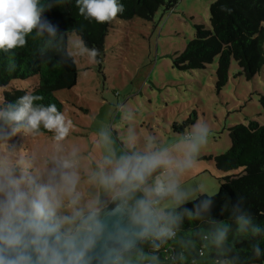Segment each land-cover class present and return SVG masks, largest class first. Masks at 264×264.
Here are the masks:
<instances>
[{
  "label": "clouds",
  "instance_id": "clouds-1",
  "mask_svg": "<svg viewBox=\"0 0 264 264\" xmlns=\"http://www.w3.org/2000/svg\"><path fill=\"white\" fill-rule=\"evenodd\" d=\"M57 3L0 0V52L14 55L31 38L38 66L77 57L96 63L98 49L81 38L68 41L44 16ZM76 3L82 16L100 24L124 11L119 0ZM42 100L28 92L0 106V264H248L264 256L257 239L264 238V224L256 222L243 196L226 199L216 215L217 193L203 182H181L208 144L206 123L192 126L180 156L151 142L143 151L117 153L102 131L105 151L87 174L91 191L85 197L78 150L62 148L73 122ZM42 129L55 142L43 163L33 168L34 158L14 159L10 138L41 135ZM243 244L251 257L237 250Z\"/></svg>",
  "mask_w": 264,
  "mask_h": 264
},
{
  "label": "rangeland",
  "instance_id": "rangeland-1",
  "mask_svg": "<svg viewBox=\"0 0 264 264\" xmlns=\"http://www.w3.org/2000/svg\"><path fill=\"white\" fill-rule=\"evenodd\" d=\"M213 1L179 0L171 10L161 7L152 20L116 18L111 21L97 62L76 58V85L55 96L64 106L62 112L73 122L62 148L64 153L78 150L85 197L91 191L87 174L96 168L105 151L100 139L102 131L109 133L117 153L143 151L151 142L154 148L166 147L180 156L184 137L197 121L204 122L211 129L208 144L194 168L181 176V182L187 186L203 182L210 192L217 193L224 176L239 173L218 171L214 157L231 147L232 126L247 125L250 120L264 125L260 103L264 68L247 80L232 61L228 81L218 90L217 58L205 69L187 71L179 70L173 61L195 37L196 25L210 28ZM76 38L80 37L75 32L67 35L68 41ZM37 80H14L0 87V101L12 88L32 91ZM8 144L15 145L14 159L34 158L33 168L55 148L52 133L30 136L21 132L12 136Z\"/></svg>",
  "mask_w": 264,
  "mask_h": 264
},
{
  "label": "trees",
  "instance_id": "trees-1",
  "mask_svg": "<svg viewBox=\"0 0 264 264\" xmlns=\"http://www.w3.org/2000/svg\"><path fill=\"white\" fill-rule=\"evenodd\" d=\"M179 0H119L124 11L117 18L130 20L139 17L152 20L155 13L164 7L173 9ZM44 16L56 25L59 32H75L89 48L99 50L98 59L104 50V41L111 28L110 23H97L86 19L79 13L76 0H59ZM196 35L184 50L174 58V65L183 71L205 69L217 58L216 86L220 90L228 81L232 61L240 69V75L247 80L253 79L264 68V0H214L210 5V28L196 25ZM35 43L29 38L24 49L15 54L0 52V87L9 86L14 80H28L37 77L32 91L12 88L5 91L0 106L31 92L41 95L38 103L56 104L62 112L64 106L55 93L72 89L77 83L76 62L67 60L55 65H39L35 60ZM13 63L14 70L8 65ZM264 109V95L260 98ZM179 128V127H178ZM42 133H49L42 129ZM231 147L214 157L218 171L239 173L221 179L217 195L216 209L226 199L235 201L245 198V207L250 210L257 223L264 224V125L250 120L247 125L239 124L229 129ZM264 248V238L258 237ZM242 257H251L248 244L237 245ZM248 264H264V256L248 259Z\"/></svg>",
  "mask_w": 264,
  "mask_h": 264
}]
</instances>
